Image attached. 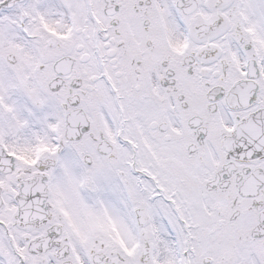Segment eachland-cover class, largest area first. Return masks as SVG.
I'll return each instance as SVG.
<instances>
[{
    "label": "snow or ice",
    "instance_id": "1",
    "mask_svg": "<svg viewBox=\"0 0 264 264\" xmlns=\"http://www.w3.org/2000/svg\"><path fill=\"white\" fill-rule=\"evenodd\" d=\"M0 264H264V0H0Z\"/></svg>",
    "mask_w": 264,
    "mask_h": 264
}]
</instances>
